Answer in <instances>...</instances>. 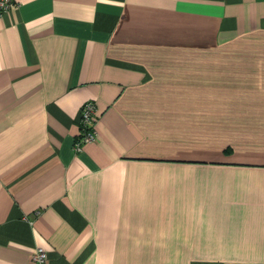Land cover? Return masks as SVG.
<instances>
[{"label": "crops", "instance_id": "crops-1", "mask_svg": "<svg viewBox=\"0 0 264 264\" xmlns=\"http://www.w3.org/2000/svg\"><path fill=\"white\" fill-rule=\"evenodd\" d=\"M96 140L74 150L85 101ZM264 264V0H12L0 17V264Z\"/></svg>", "mask_w": 264, "mask_h": 264}, {"label": "built area", "instance_id": "built-area-1", "mask_svg": "<svg viewBox=\"0 0 264 264\" xmlns=\"http://www.w3.org/2000/svg\"><path fill=\"white\" fill-rule=\"evenodd\" d=\"M12 6V0H0V17ZM96 106L93 100L85 101L79 112L80 134L74 142V150H81L82 145L92 143L96 140L97 131L94 125ZM28 264H48L46 251L36 247L31 253Z\"/></svg>", "mask_w": 264, "mask_h": 264}]
</instances>
